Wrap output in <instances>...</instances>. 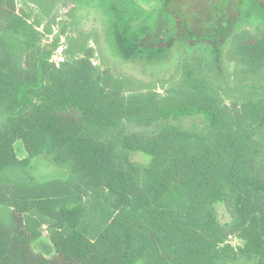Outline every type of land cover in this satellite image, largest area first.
Returning a JSON list of instances; mask_svg holds the SVG:
<instances>
[{
    "label": "trees",
    "instance_id": "trees-1",
    "mask_svg": "<svg viewBox=\"0 0 264 264\" xmlns=\"http://www.w3.org/2000/svg\"><path fill=\"white\" fill-rule=\"evenodd\" d=\"M56 1L0 0V264H264V86L227 103L192 55L162 92L137 87L76 39L56 66L64 29L49 43L38 30ZM173 1L186 20L209 6ZM228 58L263 73L264 31L235 35ZM39 154L67 177L17 174Z\"/></svg>",
    "mask_w": 264,
    "mask_h": 264
},
{
    "label": "rangeland",
    "instance_id": "rangeland-1",
    "mask_svg": "<svg viewBox=\"0 0 264 264\" xmlns=\"http://www.w3.org/2000/svg\"><path fill=\"white\" fill-rule=\"evenodd\" d=\"M15 1L17 8L26 12L38 9L31 3L25 5L23 0ZM212 1L203 12L192 14L191 18H198L193 21L186 20L185 12H180L185 6L174 4L173 0H57L38 30L43 31L49 24L51 32L42 36V42L49 43L64 29L58 47L64 49L67 42L76 39L83 46L93 47V61L101 68L129 79L137 87L155 86L158 92L176 76L178 63L184 56H200L213 81L223 90L225 101L230 103L245 91L264 86L260 82L264 80V72H244L241 65L236 66L228 58L235 34L264 30V0ZM178 16L186 23L178 25ZM197 119L188 117L182 124L189 127ZM14 148L19 158L26 155L20 140L14 143ZM131 158L138 163L149 160L143 153H133ZM17 174L42 182L66 178L68 172L50 155L39 154ZM3 211L0 206V215ZM216 211L221 223L228 221L222 205H216ZM230 243L242 244L236 237H231ZM227 264L254 263L238 260Z\"/></svg>",
    "mask_w": 264,
    "mask_h": 264
},
{
    "label": "built area",
    "instance_id": "built-area-1",
    "mask_svg": "<svg viewBox=\"0 0 264 264\" xmlns=\"http://www.w3.org/2000/svg\"><path fill=\"white\" fill-rule=\"evenodd\" d=\"M62 50H63L62 46H59L53 51V53L50 56V62L54 63V65L56 66H58L60 62L63 60Z\"/></svg>",
    "mask_w": 264,
    "mask_h": 264
},
{
    "label": "crops",
    "instance_id": "crops-1",
    "mask_svg": "<svg viewBox=\"0 0 264 264\" xmlns=\"http://www.w3.org/2000/svg\"><path fill=\"white\" fill-rule=\"evenodd\" d=\"M203 1H205V2L207 3V5H209L210 3L213 2L212 0H202V1L200 0L201 3H202ZM211 1H212V2H211ZM196 2L200 5L199 0H196ZM199 5H198V6H199ZM204 8H205V6H203L202 10H198V11L195 10V13H194V12H193V13H194L195 15H198L199 13L203 12ZM194 9H195V8H194ZM194 9H193V10H194ZM191 14H192V13H191ZM186 15H187V13H186ZM188 16H192V15H189V14H188ZM263 31H264V30L258 31L256 34H251V33L247 32V31H243V32H247V33H248L249 35H251V36H257V35H260ZM239 33H240V32H239ZM239 33H237V34H239ZM237 34H235V35H237ZM235 35H234V36H235ZM234 36H233V37H234Z\"/></svg>",
    "mask_w": 264,
    "mask_h": 264
}]
</instances>
